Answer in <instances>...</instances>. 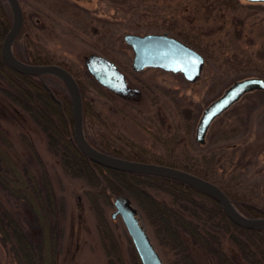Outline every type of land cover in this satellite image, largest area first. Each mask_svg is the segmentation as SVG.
Wrapping results in <instances>:
<instances>
[{"label": "rangeland", "instance_id": "1", "mask_svg": "<svg viewBox=\"0 0 264 264\" xmlns=\"http://www.w3.org/2000/svg\"><path fill=\"white\" fill-rule=\"evenodd\" d=\"M211 2L213 0H21V5L35 27L29 35L52 58L88 71L85 65L88 55H105L126 73L129 86L139 90L137 96L121 97L95 81L89 73L87 98L101 113L100 119L97 116L91 121L93 130L108 127L112 130L102 134L113 136L116 143H125L120 138L124 136L155 153L178 154L185 147L193 150L188 147L186 136L192 114L194 133L204 107L230 83L245 76L264 77V3L239 0L240 5L233 8L224 3L211 5ZM179 31L189 33L192 41L201 47L196 49L204 54L205 63L197 80L189 81L181 72L154 66L139 71L132 68L133 50L124 34L167 32L184 40ZM25 37L21 36L14 47L22 57L30 49ZM44 79L48 85H60L51 75H45ZM2 87L10 90L12 86L0 76L2 166L15 170L17 174H11L18 180H41V176L47 175L56 193L65 200L57 263L108 264L107 246L102 241L96 213L83 192V179L65 172L48 148L44 129L14 103ZM186 114L191 116L186 117ZM195 144L196 155L209 156L207 160H211L208 162H211L214 180L251 194L257 203L264 204V90L256 89L243 95L213 121L206 143ZM0 197L11 212L25 215L26 208L21 201L1 187ZM132 203L163 263L183 264L179 253L160 243L154 226L140 206ZM113 211L114 205L105 206L104 215L111 235L104 240L108 247L114 242L117 246L114 253L119 254L122 264H138L125 224L120 216H111ZM20 219L25 220V216ZM183 238L196 264H216L212 254L187 232ZM222 247L229 254H239L230 241H224ZM0 260L5 264L1 243Z\"/></svg>", "mask_w": 264, "mask_h": 264}, {"label": "trees", "instance_id": "2", "mask_svg": "<svg viewBox=\"0 0 264 264\" xmlns=\"http://www.w3.org/2000/svg\"><path fill=\"white\" fill-rule=\"evenodd\" d=\"M216 3L213 0L211 5L224 3L225 6L233 8L240 5L239 0H218L219 4ZM11 24L10 6L7 0H0V76L7 79L12 86L10 90L4 87L1 90L44 129L48 136V148L59 159L65 172L83 179V192L96 213L102 241L107 246L108 264H122L119 254L114 253L117 246L111 241L109 248L104 240L105 236L111 235L104 209L106 205H113V198L119 194L128 196L140 206L154 226L160 243L174 249L176 254L179 253L183 264H196L187 249L184 232L204 246L215 258L216 264H264V228H247L235 223L228 217L220 202L206 192L178 179L111 168L85 155L74 139L71 97L61 79L52 74H44L55 77L61 86L48 85L38 75L19 72L4 61L1 45ZM32 25L24 12L23 25L13 48L24 35L30 49L23 57L18 55L19 51L14 52L27 62L57 63L73 74L82 94L84 133L91 143L121 157L167 164L193 172L217 183L244 214L264 217V204L257 203L251 194L231 189L214 180L211 162H208L210 159L207 160L209 156L194 153L196 144L191 122L194 114L193 117L186 114V117L191 116L186 136L190 144L188 147L193 150L185 147L178 154L169 151L158 154L124 136L120 138L125 143H116L113 136L106 137L102 134L112 130L108 127L104 130H93L94 123L91 121L97 116L100 119L101 113L87 98V85L91 82L89 72L86 69L81 71L80 67L79 70L72 68L71 65L52 58L29 35L34 27ZM179 34L186 42L201 49L198 43L192 41L189 33L179 31ZM45 84L51 88L50 91ZM3 159L4 156L0 153V187L12 198L21 201L26 208L25 215L18 216L11 212L0 197V243L6 257L5 264H58L57 254L65 217L64 197L56 193L51 180L45 174L41 176V180L13 178L11 173L17 174L16 171L2 166ZM156 192L162 196L156 195ZM24 216L25 220H21ZM224 241H230L239 250V254H229L222 247ZM134 257L140 264L137 253Z\"/></svg>", "mask_w": 264, "mask_h": 264}, {"label": "water", "instance_id": "3", "mask_svg": "<svg viewBox=\"0 0 264 264\" xmlns=\"http://www.w3.org/2000/svg\"><path fill=\"white\" fill-rule=\"evenodd\" d=\"M246 1L264 3V0ZM7 2L12 12V24L1 45L4 61L19 72L36 75L48 73L62 80L71 97L74 139L85 155L93 161L111 168L161 175L191 184L219 201L228 217L235 223L247 228H264V217L249 216L241 212L227 193L217 183L209 179L175 166L114 155L93 145L84 133L82 94L73 74L60 64L30 63L18 58L14 53L13 43L21 31L24 14L20 0H7ZM124 39L132 47L131 65L136 71L142 70L146 66L160 67L174 72L180 71L189 81H195L201 75L205 63L204 54L167 32L126 33ZM85 63L88 71L101 85L119 95H138L139 90L129 86L124 72L107 56L92 53L87 56ZM256 89H264L263 76H245L230 83L219 96L204 107L196 126V140L204 142L212 121L244 94ZM113 202L114 211L111 216L122 218L141 263L164 264L142 225L131 199L126 195L119 194L115 196Z\"/></svg>", "mask_w": 264, "mask_h": 264}, {"label": "flooded vegetation", "instance_id": "4", "mask_svg": "<svg viewBox=\"0 0 264 264\" xmlns=\"http://www.w3.org/2000/svg\"><path fill=\"white\" fill-rule=\"evenodd\" d=\"M173 36V35H172ZM176 37V36H175ZM177 38H179V39H181L182 41H184V42H186L185 41V39L183 40L182 38H180V37H177ZM186 43H188V42H186ZM189 44V43H188ZM14 46V45H13ZM193 46V45H192ZM194 47V46H193ZM196 48V47H195ZM14 49V48H13ZM15 53V52H14ZM16 54V53H15ZM203 54V53H202ZM16 56L18 57V55L16 54ZM19 58V57H18ZM21 59V58H20ZM25 61V60H24ZM86 65V64H85ZM118 67L120 68V66H119V64H118ZM147 67H153V66H146V67H144L143 69H145V68H147ZM158 68H160V67H158ZM121 69V68H120ZM142 69V70H143ZM162 69V68H161ZM122 70V69H121ZM165 70V69H164ZM139 71V70H138ZM168 71H171V70H168ZM124 72V71H123ZM174 72V71H173ZM180 72V71H179ZM182 73V72H181ZM124 74H125V76H126V73L124 72ZM183 74V73H182ZM184 75V74H183ZM44 74H41V75H38V77L39 78H43L44 79ZM186 78V77H185ZM126 79H127V81H128V78H127V76H126ZM187 79V78H186ZM188 80V79H187ZM45 83V82H44ZM128 83H129V81H128ZM46 85V84H45ZM103 86V85H102ZM46 87L49 89V91L51 90V88L49 87V86H47L46 85ZM105 87V86H104ZM105 88H107V87H105ZM108 89V88H107ZM110 90V89H109ZM111 92H113V93H115V94H117L116 92H114V91H112V90H110ZM52 92V91H51ZM117 95H119V94H117ZM119 96H123V95H119ZM125 97V96H124ZM130 97V96H129ZM226 112V111H225ZM221 116V115H220ZM217 118V117H216ZM215 118V119H216ZM214 119V120H215ZM213 120V121H214ZM213 121H212V123H213ZM211 123V124H212ZM196 126H197V124H196ZM211 126V125H210ZM210 128V127H209ZM209 130V129H208ZM195 131H196V127H195V130H194V133H193V137H194V141H195V143H197V144H200V145H204L205 143H206V137H205V141L204 142H198L197 140H196V138H195ZM207 133H208V131H207ZM206 136H207V134H206ZM93 144V143H92Z\"/></svg>", "mask_w": 264, "mask_h": 264}, {"label": "bare ground", "instance_id": "5", "mask_svg": "<svg viewBox=\"0 0 264 264\" xmlns=\"http://www.w3.org/2000/svg\"><path fill=\"white\" fill-rule=\"evenodd\" d=\"M243 227V226H242Z\"/></svg>", "mask_w": 264, "mask_h": 264}]
</instances>
